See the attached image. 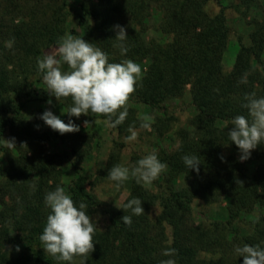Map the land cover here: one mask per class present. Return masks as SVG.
<instances>
[{"label":"trees","instance_id":"trees-1","mask_svg":"<svg viewBox=\"0 0 264 264\" xmlns=\"http://www.w3.org/2000/svg\"><path fill=\"white\" fill-rule=\"evenodd\" d=\"M208 1L5 0L0 11V152L6 133L16 147L7 158V167L0 166V264H61L44 252L39 240L49 213L44 196L58 185L77 206L85 202L91 218L100 207L87 190L88 174L82 166L92 138L78 131L61 135L35 130L23 119L26 101L38 93L33 90L36 80H30L38 72L37 60L45 50L59 47L69 15L79 24L84 39L108 54L109 62L147 61L130 99L159 109L188 88L194 110L189 123L194 133L180 129L176 149L157 153L168 165L154 180L158 192L131 179L122 204L138 197L144 214L133 215L129 226L120 221L129 211L108 207V223L103 230L95 229L94 250L85 264H161L169 259L174 264H242L243 258L234 254L236 246L264 247V213L249 218L256 210H264V144L241 162L229 152L238 149L227 135L235 116L248 115L242 107L245 94L264 97V12L248 34L250 45L240 47L231 70L225 72L222 58L229 30L224 7L209 15L204 9ZM251 2L241 0L247 7ZM153 15L159 16L156 30L164 36L163 42L146 36ZM117 24L128 35L129 51L124 56L114 47L113 26ZM64 99L71 105L70 97ZM126 107V119L113 129L128 136V129L141 128L142 122ZM71 119L74 122L75 117ZM157 121L154 130L162 137L166 124ZM50 141L58 151H47L45 145ZM184 155H198L199 173L187 170ZM118 157L117 152L110 154L102 178L118 165ZM223 197L229 199L224 221L190 224L194 200L210 205ZM156 205L161 209L152 218ZM166 228H170L169 236ZM9 244L22 247L16 260L9 256ZM167 249L174 250L171 256L164 255ZM74 264H79V257Z\"/></svg>","mask_w":264,"mask_h":264},{"label":"clouds","instance_id":"clouds-1","mask_svg":"<svg viewBox=\"0 0 264 264\" xmlns=\"http://www.w3.org/2000/svg\"><path fill=\"white\" fill-rule=\"evenodd\" d=\"M113 29L117 41L114 47L124 56L129 51L125 43L128 37L125 27L117 24ZM58 43V48L37 60V70L42 74L49 96L55 97L57 101L71 98V105L65 112L69 119L65 123L49 109L39 114L38 118L61 135L79 131V125L71 117L79 118L81 114L102 115L106 117L104 123L109 128L122 124L128 115L126 102L141 77V66L130 59H125L122 63L109 62L106 52L81 37L67 35ZM7 46L11 47V42ZM65 64L67 70H62ZM244 101L242 107L247 109L248 115L235 116L229 122L231 128L227 132L229 141L238 149V159L241 162L250 158L252 150L258 145L264 144V97H256L255 93H250L245 94ZM47 103L50 105L52 101L48 100ZM146 121L147 118L140 127L150 129ZM128 131L131 134L125 137V141H135L138 132L132 127ZM3 141V146L9 150L16 147L14 138ZM182 161L187 170L199 173L198 155H184ZM167 168L168 165L158 158L156 150H152L131 166L111 167L107 178L114 182L116 189L130 177L138 184L149 185ZM30 187L33 191L36 190L35 184ZM44 204L49 209L39 236L44 252L61 264H74L76 257H79V264H85L94 250L93 235L97 228L86 211L87 204L79 202L77 206L71 195L59 185L46 193ZM118 209L131 213L120 218L122 223L129 226L133 215L144 214L142 201L138 197L127 200ZM16 251H19V246ZM173 252V249H167L164 255L171 256ZM234 254L243 258L242 264H264V247L260 245L236 246ZM161 264H174V261L169 259L161 261Z\"/></svg>","mask_w":264,"mask_h":264},{"label":"rangeland","instance_id":"rangeland-1","mask_svg":"<svg viewBox=\"0 0 264 264\" xmlns=\"http://www.w3.org/2000/svg\"><path fill=\"white\" fill-rule=\"evenodd\" d=\"M72 2H81L84 0H69ZM5 0H0V11H2L1 6H3ZM224 7V15L226 18V25L229 30L228 35V46L225 50L222 58V66L225 72H229L235 60V56L238 53L241 46H249L250 41L248 39V34L253 27L255 21L262 19L264 12V0H253L251 6L247 7L241 3V0H209L205 5V11L209 15H214L218 13L220 7ZM9 19V18H8ZM8 21L7 18H4ZM19 20V19H18ZM159 20V16H151L147 22V38H152L154 40L163 42L164 36L161 35L157 30L156 26ZM71 30L73 33H71ZM67 35L73 37H83V33L80 30L79 24L69 15L68 21L66 22L65 34L63 38ZM85 40V39H84ZM57 46H52L50 50H45L41 58L52 51H54ZM141 66L142 72L145 70L147 61L137 63ZM62 70H67V65H63ZM141 72V75H142ZM42 74H33L30 80H36L34 83L33 90L38 92L31 96V99L26 101V106L23 112V119L31 124V127L39 131H53L41 121L38 117L46 109L57 115L62 121L67 123V111L69 102L67 99L61 98L57 101L55 97L49 96L47 93L46 86L42 77ZM40 77V81H39ZM40 92L44 97L40 96ZM45 97H48L46 101ZM42 98V99H41ZM48 100L52 103L49 105ZM126 106L134 110V116H136L141 122H145V118L150 125V129L138 128L135 129L138 132L137 139L133 142H126L125 135L119 134L115 129L109 128L105 125L104 120L101 115L89 114L86 116L81 114L79 118L74 119V123L79 125V133L92 138L90 141L89 154L83 159L82 166L88 174L87 190L93 194L100 202V207L98 211L92 216V219L96 223L98 230H103L108 219L105 214V210L108 207L118 208L121 206L124 199L127 197L130 189L131 177L125 181L119 189L113 186L112 181L108 178H102L101 172L105 168L106 163L110 154L118 153V165L121 166H131L136 162V160L142 158L144 155L150 153L152 150L160 152L162 149H167L169 152L176 149L178 145L177 132L180 129H187L191 134L194 133L193 128L190 126V119L194 114L193 107L191 106V100L188 88L184 94L176 99H171L164 103L159 109H152L149 106L137 103L132 99H128ZM119 111V110H118ZM163 120L166 126L163 128L164 133L162 137H159L157 132L154 130V124L158 122L157 120ZM88 124H85V122ZM94 121V123H93ZM38 126V127H37ZM131 133L129 132L128 135ZM9 140V134L6 133L4 138ZM2 146L4 141L2 140ZM3 151L0 152V166L6 168L8 165L7 158L9 155H13V150H9L3 146ZM45 148L47 151L55 152L58 151L55 147V142L50 141L46 143ZM230 153L239 156L238 151L229 150ZM264 167V159L261 162ZM254 166L250 168L253 170ZM63 180H67L66 169L63 166ZM0 177V183H1ZM145 185V184H144ZM152 192L156 193V184L154 181L145 185ZM229 205V199L223 197L220 202L215 204H205L202 200H194L192 202V213L190 224L192 225H208L213 220H225L226 207ZM160 206L156 205L151 209L150 216L154 218L160 212ZM264 210H256L253 215H249L250 219L263 214ZM248 217V215H246ZM167 235H170V228H166ZM19 246V251H16V247ZM6 249L9 256L16 260L22 251L20 245H6ZM15 264V263H13Z\"/></svg>","mask_w":264,"mask_h":264}]
</instances>
